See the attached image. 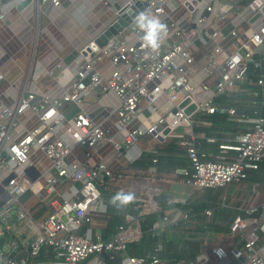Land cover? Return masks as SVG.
<instances>
[{
	"label": "built area",
	"instance_id": "2783aa9c",
	"mask_svg": "<svg viewBox=\"0 0 264 264\" xmlns=\"http://www.w3.org/2000/svg\"><path fill=\"white\" fill-rule=\"evenodd\" d=\"M58 5L60 0H41ZM137 0H129L119 8H130ZM143 9L136 4L138 12L132 21L126 24L129 33L126 38L111 37L97 50L89 47L84 50L85 64L77 70V80L72 90L60 97L35 92L23 93L14 108H10L0 96V238L4 237L0 248V264H108L105 253L115 257L120 264H200L198 262L176 263L161 259L157 254L148 260L127 252L128 243L137 241L143 235L140 218L131 217L126 224L120 225L110 237L94 235L85 223L91 221L90 213L105 210L108 201L101 192L108 177L113 175L109 166L93 159L91 147L110 142L129 162L141 156L139 141L145 135L164 138L178 127L186 132L181 141L187 146L190 168L183 171L182 180L193 188L223 186L239 182L248 176L250 170L259 168L264 159V113L255 110V116L248 119L251 126L236 133L233 144L220 145L236 151L231 159H208L201 153L194 132V116L199 112L216 111L214 97L218 93L231 91L238 82L247 78L248 62L264 50V0H238L262 20L258 26L249 24L242 32L234 27L229 36L235 41L233 48L224 46L227 37L209 26L211 15L224 17L232 14L231 3L223 10H217L215 4L222 0H186L189 5L190 22L187 27L174 22L167 26L176 28L178 39L162 45L153 53L145 47L136 25L132 23L141 12L149 16L164 12L163 0H138ZM109 4V0H105ZM124 10V11H125ZM238 10V8H237ZM249 16V17H250ZM5 12L0 4V19ZM245 21L248 22V18ZM222 37L217 40L218 37ZM135 37L137 41L129 44ZM208 38L214 45L202 57L196 58L191 46L194 42L205 43ZM107 56L112 64L108 76L95 68V61ZM123 64V68L119 66ZM205 77L194 83L190 73L196 66ZM5 75L0 71V89ZM213 78V79H212ZM212 79V80H211ZM257 84L264 86V77ZM112 91L119 98L117 114V136H110L101 125L91 119L82 108L84 96L95 90ZM165 96L170 107L164 113H158L155 102ZM65 102H75L78 106L72 118H67L62 110ZM256 105L261 108L264 101ZM28 112L36 113L40 124L31 129L21 121ZM230 115L236 110L228 109ZM143 115L141 122L128 128L129 123ZM243 121L242 117H236ZM21 129L20 136L11 137L15 126ZM165 129H169L164 133ZM81 145L85 152L75 156V146ZM40 151L49 162V168L38 171L31 155ZM156 161V159H154ZM259 182L252 185L257 191ZM39 193L44 190L46 196L56 194L52 201V210L48 216L38 221L19 201L27 191ZM157 186L145 185L138 198L140 215L158 208ZM251 217L248 222L242 213L236 214L229 224L230 233L239 237L241 246L226 248L215 245L211 248L212 261L206 264H264V198L244 209ZM260 212V214H258ZM178 217H164L158 222L160 230L178 227L180 221L189 217L183 203L178 207ZM211 216L213 211L206 209ZM258 214V215H256ZM186 229L193 224L184 225ZM159 236L160 232H153ZM163 244L158 243L156 250ZM116 253L123 256L116 257Z\"/></svg>",
	"mask_w": 264,
	"mask_h": 264
},
{
	"label": "crops",
	"instance_id": "0c3cea01",
	"mask_svg": "<svg viewBox=\"0 0 264 264\" xmlns=\"http://www.w3.org/2000/svg\"><path fill=\"white\" fill-rule=\"evenodd\" d=\"M22 1L24 0H9L6 2L0 0L5 12L4 19H0V71L5 75L1 83L0 96L10 108H14L19 97L29 91L37 94L45 93L51 97H60L66 92H70L73 83L77 80V70L85 64L84 50L89 48L92 42L117 22L119 8L129 0H109V4H106L105 0H60L58 5L41 0H26L25 4L19 6ZM163 1L165 8L160 17L169 23L174 22L177 25L182 24L183 27H187L191 16L189 5L185 2L186 0ZM205 1L211 2L212 0ZM226 3L233 5L231 8L232 14L224 17L211 15L207 24L227 36L223 43L225 47L230 49L233 48L235 41L229 36L231 29L236 27L242 32L249 24L252 23L256 27L262 23V20H258L257 15L250 16V11L243 4L245 3L244 1L239 3L238 0H222L215 4V8L223 10ZM247 17H249L248 22L245 21ZM132 24L135 25L134 22ZM175 30L174 26H168V43L178 39ZM128 33L129 28L126 27V24H120L117 27V33L113 36L122 39L126 38ZM221 38L220 36L217 40ZM136 41L137 39L133 37L128 40V43L133 44ZM213 45L214 40L208 38L205 43L194 42L191 50L196 58H200ZM94 65L99 72L106 76L109 75L112 69L111 61L107 56L97 59ZM119 66L123 68V64H119ZM190 76L194 83L200 80L202 71L199 65L191 71ZM238 87V85H235L232 90H237L239 89ZM118 105V96L110 90L101 92L97 89L89 92L82 101L84 111L93 121L99 123L110 136L118 135L116 125V109ZM155 105L158 113H164L171 106L165 96H160ZM77 109L78 106L75 102H65L62 106L67 118H72ZM143 117L141 115L139 118H134L129 123L128 128L137 126ZM248 119L242 117L243 121H238L236 117L230 115L228 122L219 124V129L212 132L209 129V125H212L211 119L206 118V115L200 116L197 120L195 119V128L197 129L194 132L197 135V143L202 147L201 150L203 149L208 154L214 155L216 159H231L235 156L236 151L222 148L220 145L233 144L236 133L243 130V125L249 123ZM21 121L29 129L40 124L37 114L33 112L25 114ZM20 132V127L18 125L15 126L11 130V137H19ZM185 132L184 127H178L160 140L163 143H169L172 139H177L182 144L181 141ZM146 138L147 141L145 140ZM153 139L156 138L151 135H145L138 144L142 152L138 159L146 153H151L156 156L153 158V163L156 164L158 161H154V159L157 156H161L159 165L152 166L155 169L157 167L159 175L152 185L157 186L160 189V193L156 196L158 208L151 213L163 212L168 217H178V207L183 203L205 208L202 204L203 201L190 202L188 200L195 188L184 182L181 176L176 177L181 175L189 166L190 159L188 155L179 152L160 153L154 147ZM214 142H218L217 149L210 148V144ZM84 152L85 149L81 145L75 146L73 151L75 156H81ZM91 152L96 162L107 164L113 172L132 163L124 155L120 154L110 142L91 147ZM31 159L36 162L35 166L40 172L50 166L49 160L40 151L33 152ZM145 185L150 184L138 186L137 198L142 195ZM262 188L256 194L253 203H259L264 198V183ZM33 194L50 213L53 208L52 201L57 195L46 196L44 190L39 193L33 192ZM109 199L110 197L107 199L108 203ZM128 207L122 210L127 209L129 212L130 208ZM212 211L210 220L212 219L214 227L206 228L202 232L204 249L193 260L200 264L212 261L213 256L210 251L212 246L223 245L226 248H231L235 245L241 246L239 237L229 231V224L237 213L236 209L224 205ZM112 214L108 205L105 210L91 212V221L89 224L85 223L83 229L89 227L94 235H106ZM130 215L133 216L132 213L127 216ZM193 225L198 227L200 223ZM167 230L170 238H177L176 236L181 235L175 228ZM209 241L211 243H208ZM236 261L234 260L232 264H238Z\"/></svg>",
	"mask_w": 264,
	"mask_h": 264
},
{
	"label": "trees",
	"instance_id": "16d2710c",
	"mask_svg": "<svg viewBox=\"0 0 264 264\" xmlns=\"http://www.w3.org/2000/svg\"><path fill=\"white\" fill-rule=\"evenodd\" d=\"M246 75L247 78L245 80L237 83L239 89L218 93L214 97L216 111L212 113L199 112L194 116V119L197 120L200 116L206 115V118L208 117L212 121V125H209V129L215 132L219 129V124L221 125L228 122L230 116L228 109L231 107L236 110V114L231 115L234 117L241 116L252 118L255 116L254 112L256 109H260V111L264 113V106L261 108L256 105L264 101V86L257 84L258 79L264 77V50L256 54L253 61L248 62ZM203 76L205 77V75L202 74V77ZM250 126L251 123L244 124L242 131L248 129ZM195 127L196 125H194V130L196 131L197 128ZM160 139L161 138L153 139V145L158 152H179L188 155L187 146L180 144L177 139H172L169 143H163ZM145 140L147 141V138ZM198 147H200L201 153H205L206 158L216 159L214 155L208 154V152L203 151V149L201 150L202 147L199 146V143ZM210 148L217 149L218 142L210 144ZM155 157L154 154L146 153L128 166L114 171L113 175L108 177L105 184L101 186V192L106 200L121 190L124 192L132 191L136 194L135 203L128 207L130 208L129 212L127 209L117 211L111 204H108L109 210L113 213V216L110 220V225L107 227L106 235L103 236L104 238L110 237V235L116 233L120 225L127 223L128 218L131 216L127 215L132 213L133 216L131 217L140 218L143 235L139 240L128 243L127 252L130 255L148 260L151 255L157 254L161 259L169 260L174 263L180 260L191 262L195 260L197 255L204 249L202 232L206 228L214 227L212 219L210 220L211 217L205 213L206 208L215 211L221 206H230L235 208L237 213L244 214L246 220L251 222L252 216L247 215L244 209L253 204V200L258 193L252 190V185L255 182H259L257 191L263 189L264 159L260 163L258 169L250 170L247 178L239 182H233L223 186L193 189L188 200L190 202L203 201L202 204L205 208L202 206L196 207L189 203L185 204L189 212V217L184 221L181 220L180 225L176 227L177 232L181 233V235L176 236L177 238H170L167 229L160 230V228H158L157 223L164 217L163 212L140 215V207L137 206L140 203V200L137 198L138 186L143 184L152 185L157 179V176H159L157 167L155 169L152 168V166L155 167V165H159L161 156H157L156 160L158 162L156 164L153 163V158ZM188 168H190V162L187 169ZM180 176L183 177L184 173L182 172L181 175L176 177ZM19 201L38 221L45 219L49 214L48 209L36 198L31 190L24 193ZM258 214H260V212ZM197 223H200L198 227H196V225L188 229L184 227L186 224ZM153 232H160L159 236ZM159 242H161L163 246L157 251L156 248ZM122 256L121 253H116V257L121 259ZM103 257L108 264H120L115 257L107 253H105ZM86 262L87 260L79 264H86Z\"/></svg>",
	"mask_w": 264,
	"mask_h": 264
},
{
	"label": "clouds",
	"instance_id": "9594fccd",
	"mask_svg": "<svg viewBox=\"0 0 264 264\" xmlns=\"http://www.w3.org/2000/svg\"><path fill=\"white\" fill-rule=\"evenodd\" d=\"M139 32L143 33L140 39L143 41L145 47L151 52L156 53L164 45L168 39L169 31L167 24L161 19L159 15L149 16L141 12L134 21ZM136 194L132 191L124 192L118 191L115 195L110 197L109 203L117 210L126 208L135 203Z\"/></svg>",
	"mask_w": 264,
	"mask_h": 264
},
{
	"label": "water",
	"instance_id": "95a60500",
	"mask_svg": "<svg viewBox=\"0 0 264 264\" xmlns=\"http://www.w3.org/2000/svg\"><path fill=\"white\" fill-rule=\"evenodd\" d=\"M1 1L6 2L9 0H1ZM25 3H26V0L22 1V3L19 4V6H22ZM136 4L139 5L140 9H143L146 6L147 2H144L142 4L140 1L137 0L135 4L131 5L130 8H127L126 10L125 8H122L120 12H123V13H121V16L118 18L117 22H115L103 34H101L94 42H92L90 47L93 48L94 50H97L99 47L103 46L104 43H106L109 38H111L114 34L117 33V27L120 24L125 25L128 22H131L132 17L135 15L136 12H138V9H139V8H136ZM168 131L169 129H165L164 133H167ZM4 240H5L4 237L0 238V248H2Z\"/></svg>",
	"mask_w": 264,
	"mask_h": 264
},
{
	"label": "rangeland",
	"instance_id": "374dc122",
	"mask_svg": "<svg viewBox=\"0 0 264 264\" xmlns=\"http://www.w3.org/2000/svg\"><path fill=\"white\" fill-rule=\"evenodd\" d=\"M208 243H211L210 241ZM210 245V244H209Z\"/></svg>",
	"mask_w": 264,
	"mask_h": 264
}]
</instances>
